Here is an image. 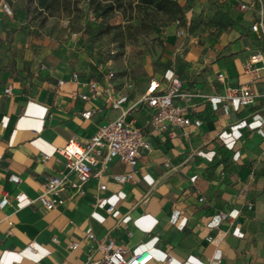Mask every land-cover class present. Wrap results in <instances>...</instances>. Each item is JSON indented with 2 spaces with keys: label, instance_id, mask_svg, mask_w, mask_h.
<instances>
[{
  "label": "crops",
  "instance_id": "crops-1",
  "mask_svg": "<svg viewBox=\"0 0 264 264\" xmlns=\"http://www.w3.org/2000/svg\"><path fill=\"white\" fill-rule=\"evenodd\" d=\"M4 12L0 6V200L7 194L9 203L0 208V264H83L102 258L105 240L129 253L151 251L150 264H264V70L254 77L246 68L257 49L252 33L222 43L217 56L198 46L177 56L182 44L173 33L162 34L179 66L141 86L117 74L116 91L126 90L132 104L151 79L167 83L178 75L183 91L196 94L187 104L202 124L171 136L149 123L146 103L137 104L132 116L151 148L143 152L135 180L113 179L131 169L115 159L88 181L84 194L64 189V203L49 210L37 197L48 177L67 171L59 148L71 139H89L118 115L105 93L107 74L116 70L92 69L69 35L33 40L22 15ZM128 79L132 87L123 88ZM91 80L99 85L95 96ZM244 83L255 102L234 100L226 113L220 95ZM11 174L21 181H11ZM69 175L77 180L75 172ZM111 204L115 210L109 213ZM72 241L79 242L76 249ZM169 256L174 259L167 261Z\"/></svg>",
  "mask_w": 264,
  "mask_h": 264
},
{
  "label": "rangeland",
  "instance_id": "rangeland-1",
  "mask_svg": "<svg viewBox=\"0 0 264 264\" xmlns=\"http://www.w3.org/2000/svg\"><path fill=\"white\" fill-rule=\"evenodd\" d=\"M6 1L13 14L4 13L10 18L22 15L33 40L69 35L93 63L92 69L113 68L119 76L134 77L136 86L179 66L162 34L173 33L176 43L182 44L177 56H184L191 46L217 56L222 43L245 33L253 34L256 51H264V27L252 30L254 22L264 23V0H178L180 7L174 13L159 12L153 20L138 7L102 16L94 13L89 0H71L63 8H54L53 14L37 11L34 0ZM241 3L250 7L242 9Z\"/></svg>",
  "mask_w": 264,
  "mask_h": 264
},
{
  "label": "built area",
  "instance_id": "built-area-1",
  "mask_svg": "<svg viewBox=\"0 0 264 264\" xmlns=\"http://www.w3.org/2000/svg\"><path fill=\"white\" fill-rule=\"evenodd\" d=\"M0 6L7 14H13L11 6L6 0H0ZM241 7L245 9L250 6L241 3ZM263 27V21L258 20L253 23L252 30L259 31ZM180 32L183 33V30ZM246 68L254 77H257L264 70V51L258 50L252 53L246 63ZM79 77L78 72L73 74L75 80H78ZM117 77L114 70L107 74L108 85L105 88V93L111 108L117 111L118 115L100 125L89 139L85 141L71 139L65 146L59 148V153L65 158L67 171L60 176L48 177L42 183L37 200L44 208L50 210L63 204L65 198L62 191L64 189L70 188L74 193L84 194L88 181L93 176L101 177L115 159L129 165L131 169L128 172L115 173L113 179L118 183L135 180V171L139 160L143 152L151 148L149 140L145 137L144 129L137 125L136 119L132 116L137 104L146 103L151 108L149 123L159 132L171 136H176L178 132L187 135V127L191 125L199 127L202 124V120L191 113L190 106L187 104L196 94L183 91V82L178 75H172L167 83L161 79H151L145 92L132 104H128L130 97L126 90L117 93L115 84ZM218 77L223 80L225 74L221 72ZM62 82L60 81V83ZM89 85L95 96L99 90L98 82L91 80ZM132 85L128 79L123 83V88H131ZM10 90V87L6 88V92H10ZM81 98L89 99V95L81 94ZM220 98L225 112L228 113L232 101L237 100L240 105L246 106L255 102L256 95L250 90L249 85L244 83L229 85L225 94L220 95ZM84 115L86 118H91L92 111L87 110ZM48 158L49 155H45L44 159ZM71 172L77 174V180L70 178ZM10 180L19 183L21 178L17 174H11ZM100 188L106 189L107 183H101ZM21 196L22 194L19 193L17 198ZM102 201V198H98V202ZM8 203L9 197L5 194L0 200V208H4ZM249 208L252 206L250 205ZM114 210L115 205L113 204L107 207L109 213ZM224 216L227 215L224 214ZM88 237L94 239L95 235L90 232ZM69 245L76 249L79 242L72 241ZM27 247L31 250L34 249V242L29 243ZM99 247L103 252L102 258L87 260L83 264H150L154 258V254L149 250L129 253L125 245L116 243L114 240L102 241ZM173 259V256H169L167 261Z\"/></svg>",
  "mask_w": 264,
  "mask_h": 264
},
{
  "label": "trees",
  "instance_id": "trees-1",
  "mask_svg": "<svg viewBox=\"0 0 264 264\" xmlns=\"http://www.w3.org/2000/svg\"><path fill=\"white\" fill-rule=\"evenodd\" d=\"M71 0H34L37 11L53 14L54 8H63ZM94 13L107 16L115 11L138 7L144 17H155L159 12L172 14L180 7L178 0H89ZM136 2V3H135Z\"/></svg>",
  "mask_w": 264,
  "mask_h": 264
}]
</instances>
